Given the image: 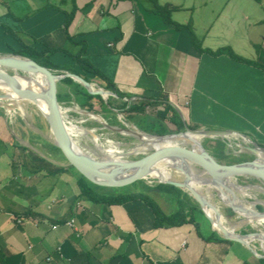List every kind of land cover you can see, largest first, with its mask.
Returning a JSON list of instances; mask_svg holds the SVG:
<instances>
[{"label":"crops","instance_id":"crops-1","mask_svg":"<svg viewBox=\"0 0 264 264\" xmlns=\"http://www.w3.org/2000/svg\"><path fill=\"white\" fill-rule=\"evenodd\" d=\"M74 4L68 35L85 42V59L124 98L158 99L162 95L180 110L188 100L193 104L192 116L202 103L209 102L208 107L212 103L214 110L241 121L226 130L246 135L264 148L262 71L225 56H197L185 34L148 12L147 0H74ZM71 6V0H0V52H19L23 46L75 52L63 30L64 13ZM188 20L203 47L211 49L213 43L207 47L206 40L215 36L211 34L213 23L195 14L181 23ZM255 41L248 43L261 46L260 56L250 60L264 66V31ZM49 61L71 64L63 53L52 55ZM37 74L41 91H45V77ZM87 87L93 90L90 84ZM33 132L38 135L39 131ZM26 146L7 127L6 118H1L0 264H258L259 258L245 246L212 239L215 232L203 214H194L197 225L156 228L152 211L139 199L120 205L87 200L77 187L79 178L69 170H52L49 175L38 172L36 157L50 163L54 160L52 146L42 148L43 154L37 152L42 157L28 152L31 149ZM153 193L164 215L176 211L170 208L173 198ZM250 246L260 255L257 243Z\"/></svg>","mask_w":264,"mask_h":264},{"label":"rangeland","instance_id":"rangeland-1","mask_svg":"<svg viewBox=\"0 0 264 264\" xmlns=\"http://www.w3.org/2000/svg\"><path fill=\"white\" fill-rule=\"evenodd\" d=\"M159 1L162 3L163 2L169 3L172 6L182 5L183 7L188 8V11H186V9H182L178 13L175 12L174 20L176 22L183 23L184 20L191 17V14H193V16L195 14V16H197V18L200 19L203 16L207 17L208 20H205V22L213 23L212 30L214 31L211 30V34H215L213 39H209V41L206 40V45H208L207 43H209L207 47H211L210 44L213 43L211 49H216L213 47H217V48L230 47L236 54L240 55L243 58L253 59L258 57L257 55H259L260 51L259 53H256V46H254L255 44L251 42L249 44L248 42L249 41L254 42L255 40L258 41L259 37L261 36V32L264 31V0H260L259 3L255 2L254 0H159ZM190 8L193 10L191 11ZM186 23L187 21L184 22V24ZM255 24L256 27H254ZM192 25L193 24L191 23V28ZM245 25L247 26V28L244 31H242L245 28L244 27ZM197 28L203 29L201 27H197ZM243 34L246 35L243 36ZM196 37L199 38L197 35ZM53 71L55 72L56 75L64 74L63 73L64 71H60V70H53ZM79 73L80 75H84V73L81 71H79ZM41 87L43 89V83L41 84ZM83 90L85 89L83 88ZM57 94H59L61 98H64L66 94L70 95L71 99L68 102L60 100L63 107H65L68 110L69 109L73 110V112L71 111L68 113L69 118L72 121H74L75 125H77L78 127L82 129L94 131V134L99 138L98 145H100L103 149L109 148L108 147L110 146L109 144L113 143V144H118L116 146L117 150L125 152L133 149L137 144L133 138L125 137L118 133L110 132L102 128L100 124L105 122L107 125L111 127L123 129V126L119 122V118L117 117V115L111 112V110L105 104L104 107H102L94 102L92 103L93 106L91 108L92 109L91 112L94 113L95 116H99L102 119V123L101 122L97 123L91 120H86L85 118H82L81 116H79L77 113L74 112V109L75 110L80 109L81 111H85L86 108L81 107L79 103L76 102V99L72 95L73 92L71 91V89L68 88L62 82L57 83ZM107 95L108 93L107 94L105 93V97ZM110 100H111L110 108H114L118 110L119 113H121L122 116L125 118L124 122L126 124L134 125V127H136L141 132L148 133L151 135H156L152 133H156V131L158 130L159 128L158 123L150 120L147 117L149 115L150 116L156 115L159 109L158 110L152 108L148 109L146 112L147 114L146 117H134V119L131 120L126 112H121L124 104L123 102L115 99L113 100L110 99ZM110 103L108 104L110 105ZM208 104L209 102L202 103L200 105V109L197 112H195L193 116L192 113L190 114V110H194L191 101L188 102L187 100V104L185 103L183 104L184 106L183 105L181 106L182 112L186 114V116L189 117L190 119V126L195 128V130H200V129L226 130L231 127L236 128V126H238V123L239 125H241V121L236 116L227 115V114L224 115L225 112H222V110L221 111L214 110L212 103L210 104L209 107ZM23 109H25V111L23 112H25V114L28 116L29 122L25 118H22L21 115H19L20 113L15 115L11 120V118L6 116L3 108L0 109L1 110L0 119L6 118L7 127L16 135V137L20 141H22L25 145H27L26 146L27 148L29 147V149L31 150L33 149L32 151L29 150L28 152L36 151L43 154L42 148L44 149L46 148V146H51V144L48 143L47 140L49 139V132H50L49 126L46 120L44 119V117L41 116L40 113L35 111L31 105L25 104L23 106ZM33 131H39L38 135L37 132H33ZM150 131L152 133H150ZM88 139L89 138L86 139L83 136L78 137V139L76 138L75 139L76 146L83 152H87L89 155H93L92 154L94 153L92 150L93 146L90 140ZM215 139H202L200 141V144L204 150L213 154L211 151L212 143L209 142V140H215ZM228 141H225L226 149L230 151L231 154L229 155L228 153V157L225 160H221V162L225 164H229L232 161L230 160V158L242 159L244 161H251L254 159V157L251 154L241 149L242 147H246L247 144L244 143V141L240 137L232 136L228 138ZM28 155H30V153H28ZM141 156L142 155H137L136 157L133 156H127V157L128 159L132 160L133 158H140ZM197 171L200 172L201 170L197 168ZM141 182H143L146 186H153L158 184L150 180H142ZM238 183L243 185L257 184V182L251 180H245V179H239ZM134 184L136 185L134 186L130 185L121 188H106V187L101 188L97 186L95 188H97V190H99L101 193L104 194L117 195V194H126L132 190L134 191L140 190L139 184H137V182ZM203 193L208 194L211 199V202H213L215 205L219 207L222 217L225 219L226 223H228L229 225L241 223L236 230L237 233L250 234L256 232H264V225H255V227L250 226L248 223H245L241 217L237 216L232 211L233 210L232 208L229 209V207L228 208L224 207L221 204V201L218 199L216 192L209 191L208 193L206 191H203ZM148 195L152 200L156 201L158 204L161 203L158 199V196L155 193L150 192L148 193ZM238 198L241 200V202H244V200L249 202L252 201V200H248L247 198H244L243 196H238ZM258 200L264 202L261 196L258 197ZM165 202L168 203L167 200H165ZM169 202H170L171 210L173 211L177 210L176 204L173 202V199H170ZM228 206H232V205H228ZM258 207H260L261 209L258 210L257 209ZM252 208H254V210H256L257 212H264V208L262 206L256 205ZM257 248L259 250V253L261 254V251L258 246Z\"/></svg>","mask_w":264,"mask_h":264},{"label":"water","instance_id":"water-1","mask_svg":"<svg viewBox=\"0 0 264 264\" xmlns=\"http://www.w3.org/2000/svg\"><path fill=\"white\" fill-rule=\"evenodd\" d=\"M22 63H27L29 68L24 67ZM0 67L11 71L10 74L5 73L4 75L0 74V80L6 84V86L16 95L24 98V99H33L35 97L39 98L43 102L47 104L48 114L45 117V120L49 126L50 134L52 136V141L49 139L48 142L52 146L53 158L50 163L57 166L60 170L64 171V168L69 170L72 174H74L77 178H83L93 184L94 186H99L95 181L104 179H110V183L108 185H101V188H121L130 186L138 181L142 180H150L147 178L148 171L152 165L159 161H163L167 158H179L185 159L190 163L196 165L200 170H202L209 178L211 179H225L233 181L237 186L243 188H251L257 189L262 192L260 195L264 200V148L259 147L253 140L248 138L246 135H243L238 132L228 131V130H191L188 128V121L183 116L181 110L175 105L169 102H162L159 104H167L171 106L176 113L178 114L180 121L182 123L183 130L179 133L168 134L163 136L151 135L148 133H143L147 136L156 138L161 141L168 140H186L188 138L196 137L199 139L196 145L188 143L187 146L184 147H164L160 149H152L148 153L142 155L140 158L128 159L127 156H130L131 153H127L121 155L120 157H127L124 160H114L107 158H101L97 156L96 158H91L88 155L84 154L79 148L71 143V139L66 132V128L64 126V121L61 116L60 109H66L61 104V101L57 97V83L63 82L65 79H69L74 83L79 84L83 87L87 94L92 95L89 91L87 85L84 84L86 81L84 76L75 75L71 73H64L63 75H56L53 70L44 68L36 64L34 61L15 54L8 53H0ZM24 72H39L45 77L46 81V90L40 94H34L27 90L21 89L15 85L14 75L15 73H24ZM90 79L89 84L93 87L94 92L100 97V100L103 104H105L111 112L117 115L119 118V122L123 126V129L111 127L104 123L100 124L103 129L115 132L121 135V132L128 131L129 128H134L132 124H126L124 122L125 118L120 114L116 109L110 108L111 100L115 99L118 101H122L128 106L135 105L138 106L142 99H134V98H124L118 97L117 94L113 92H109L105 90L100 81L95 77L88 76ZM105 93H109V96L105 97ZM93 96V95H92ZM110 103V105L108 104ZM1 109V108H0ZM1 111V110H0ZM86 112H90L95 115L91 111L85 110ZM1 113V112H0ZM4 113V112H3ZM69 118V114H67ZM70 119V118H69ZM238 136L240 137L244 143L247 144L246 147H242L241 149L251 154L254 159L251 161H244L241 163H233V164H225L221 162L214 154L204 150L200 144L202 139H215L218 138L223 141H228L229 137ZM188 142V141H187ZM229 142V141H228ZM33 150V149H32ZM37 153L36 151H34ZM40 157L42 155L37 153ZM136 157V156H133ZM44 158V157H43ZM128 171H134L132 176L129 177L128 180H125L121 183H115L117 181L116 178L113 177ZM239 179L251 180L257 182L256 185H243L238 183ZM156 182L158 184L169 185L175 188H179L190 196L195 203L198 205L201 210L203 216L211 225L213 231L218 234L222 239L241 244L248 248L257 258H264V252L262 254L256 253L250 246V239L253 236H259L260 232L250 233V234H234L230 235L225 231L221 226H218L211 218L207 215L206 209L209 208L208 202L205 198L199 194L197 191L193 190L188 182H175V181H161V180H150ZM217 194V193H216ZM255 197L254 200L250 201L254 206L259 205L264 208V202H261ZM230 209V208H229ZM232 210V209H231ZM216 211V210H215ZM233 211V210H232ZM218 214L219 212L216 211ZM258 214L264 215V212H257ZM216 230L213 226H216Z\"/></svg>","mask_w":264,"mask_h":264},{"label":"trees","instance_id":"trees-1","mask_svg":"<svg viewBox=\"0 0 264 264\" xmlns=\"http://www.w3.org/2000/svg\"><path fill=\"white\" fill-rule=\"evenodd\" d=\"M254 1L257 3L260 2V0H254ZM147 2L150 5V7L148 8L149 13L158 16L166 26L172 27L176 32H181L187 36L189 44L193 48L194 53L197 56L207 55L212 58L225 56L231 61L259 69L264 74L263 65L259 64L256 60L246 59L237 55L230 47H221L215 50L203 47L202 40L196 37L195 33L191 28V20H188L186 24H180L172 19V14L174 12L181 10L182 9L181 7L172 6L169 4H160L158 3V0H147ZM71 3H72L71 9L64 13L65 23L63 26V30L66 32L67 40L69 41L71 46L76 48L75 52L72 51L68 52L62 48L42 47L36 49L30 46H23V49L21 51L15 53L10 52L8 54L24 56L34 61L39 66L50 70H60L75 75H80L79 71H81L84 73V75L82 76H84V79L87 82H90L88 75H91L92 77L98 78V80L101 81V85L105 90L117 94L118 97H124L118 92L115 86L107 78H105L97 69H95L85 59V51H86L85 42L82 40L76 42L73 39V37H70L68 35L67 30L74 18V14L76 11L74 0H71ZM6 31L14 39H16V35L12 33V31L7 29ZM259 51H261V46H256V53H259ZM56 53H63L67 55V57L70 58L71 60V64L62 65V66L52 64L49 61V58ZM62 83L71 89V91L73 92L72 95L76 99V102L79 103L81 107L86 108V110L92 111L91 108L93 106L92 104L93 102L99 106L104 107V104L102 103L98 95L92 96L87 94L79 84L74 83L69 79H65ZM91 92H94V90H91ZM57 97L59 100L65 102H68L71 99L70 95L68 94H66L64 98H61V96L57 94ZM162 102H167V100L165 99L164 96L160 95L158 99H146V98L142 99L141 103L138 106L135 105L128 106L127 104L124 103L121 112H126L128 114V117L132 120L134 119V117H146L147 116L146 112L148 109L151 108L156 110L159 109L156 115L154 116L149 115L147 117L150 120L158 123L159 126L156 133H152L151 131L150 133L156 134L157 136H163V135L182 132L183 127L178 114L171 106L167 104L165 105L159 104ZM187 126L189 129L195 130V128L190 126V124H188ZM209 142L212 143V147H211L212 153L219 160H225L228 157V153L229 155L231 154V152L226 149L225 141L216 138L215 140H209ZM36 160L38 162V166H37L38 172H44L46 175H49V172L60 171L58 167L53 166L52 164L44 161L39 157H36ZM230 160L232 161L229 164L239 163L244 161L242 159H232V158H230ZM76 183L80 195H82L83 197L87 198V200L94 203L120 205L136 199L141 200L152 211L154 215V226L156 228L176 227L183 225L185 223H191L197 225L194 214L198 213L202 215V212L199 209L198 205L195 203V201L190 196H188L187 193L173 186L163 185V184L146 186L143 182L138 181L137 184H139L142 193L133 191L128 194L111 195V194H102L97 192L96 191L97 188H95L96 186L91 185L90 183H88L87 180L83 178L77 179ZM132 185L134 186L136 184H132ZM149 192H157L170 196L175 200L177 205V210L169 216L164 215L157 206V204L146 195ZM257 209L260 210L261 208L258 207ZM210 237L217 241H225L222 238H220L216 233H212ZM258 264H264V258L259 259Z\"/></svg>","mask_w":264,"mask_h":264},{"label":"bare ground","instance_id":"bare-ground-1","mask_svg":"<svg viewBox=\"0 0 264 264\" xmlns=\"http://www.w3.org/2000/svg\"><path fill=\"white\" fill-rule=\"evenodd\" d=\"M24 67L29 68L27 63H22ZM11 71L5 70L0 67V74L4 75L5 73H10ZM39 72H24V73H15L14 75V82L15 85L21 89L27 90L34 94H40V82L38 78ZM85 85H89L87 82H84ZM91 92V91H90ZM92 95H97L95 92H91ZM25 104L31 105L35 111L41 114V116L46 117L48 114L47 104L40 100L39 98L35 97L33 99H24L16 94H14L7 86L4 84L2 80H0V108H3L7 117L13 119V117L17 114L21 115L22 118L28 120V116L25 114V109L23 106ZM74 108V107H73ZM17 111V112H16ZM61 116L64 121V126L66 128V132L68 133L69 138L71 139L72 147L73 145L76 148V141L75 139L80 136L85 137L86 139L89 138L90 142L92 143V150L94 153L93 155H89L87 152H83L84 154L88 155L91 158H96L97 156L101 158H107L114 160H124L127 157H120L123 154L131 153L130 156H137V155H144L148 153L152 149H160L164 147H184L187 146L188 143L195 144L199 139L196 137L188 138L186 140H168V141H161L156 138L147 136L136 128H129L128 131L121 132L122 136L133 138L136 141V145L133 149L128 151H119L116 149L118 144L110 143L108 146L109 148L103 149L99 143V138L94 134V131L82 129L75 125L74 121L68 118L67 114L69 112H73L71 109H60ZM74 112L77 113L82 118L86 120H91L94 122H101L102 119L99 116L92 115L85 111H81L80 109H74ZM81 121V120H80ZM85 121V120H84ZM105 130V129H104ZM42 135V134H41ZM49 138L52 141V136L49 132ZM46 139V138H45ZM108 144V143H107ZM104 145V144H103ZM77 149V148H76ZM196 168V169H195ZM197 166L190 163L187 160L179 159V158H167L163 161H159L152 165L148 171L147 178L150 180H161V181H175V182H188L189 186L201 194L205 200L209 204V208L206 209L207 215L213 220L218 226H221L227 233L230 235L237 234L236 230L241 223L231 224L229 225L226 223L225 219L222 217L220 209L217 205L211 202V199L208 194H204L203 191L209 193V191H214L217 193L218 199L221 201V204L224 207H229L233 209V212L241 217L245 223H248L250 226L255 227V225H264V215L258 214L256 210H254L253 203L238 198V196H243L248 200H254L257 196L262 195V192L257 189L251 188H243L237 186L231 180L225 179H211L209 178L202 170L199 172L197 171ZM134 171H128L121 173L114 178L117 181L115 183H121L125 180H128ZM110 180V179H109ZM108 179L103 178L98 181H95L99 186L101 185H108L110 183ZM230 203V204H229ZM232 206H228V205ZM219 213L217 214L216 211ZM216 226L213 228L216 230ZM250 243H257L261 252H264V232H260L259 236H253L249 240Z\"/></svg>","mask_w":264,"mask_h":264},{"label":"built area","instance_id":"built-area-1","mask_svg":"<svg viewBox=\"0 0 264 264\" xmlns=\"http://www.w3.org/2000/svg\"><path fill=\"white\" fill-rule=\"evenodd\" d=\"M68 225L71 226L72 225V222L68 223Z\"/></svg>","mask_w":264,"mask_h":264},{"label":"flooded vegetation","instance_id":"flooded-vegetation-1","mask_svg":"<svg viewBox=\"0 0 264 264\" xmlns=\"http://www.w3.org/2000/svg\"><path fill=\"white\" fill-rule=\"evenodd\" d=\"M121 114V113H120Z\"/></svg>","mask_w":264,"mask_h":264}]
</instances>
